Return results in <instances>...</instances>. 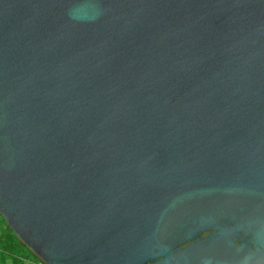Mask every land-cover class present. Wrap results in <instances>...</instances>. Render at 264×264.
<instances>
[{"label":"water","instance_id":"water-1","mask_svg":"<svg viewBox=\"0 0 264 264\" xmlns=\"http://www.w3.org/2000/svg\"><path fill=\"white\" fill-rule=\"evenodd\" d=\"M0 215L43 264H264V0H0Z\"/></svg>","mask_w":264,"mask_h":264},{"label":"trees","instance_id":"trees-1","mask_svg":"<svg viewBox=\"0 0 264 264\" xmlns=\"http://www.w3.org/2000/svg\"><path fill=\"white\" fill-rule=\"evenodd\" d=\"M43 264L24 247L0 215V264Z\"/></svg>","mask_w":264,"mask_h":264},{"label":"rangeland","instance_id":"rangeland-1","mask_svg":"<svg viewBox=\"0 0 264 264\" xmlns=\"http://www.w3.org/2000/svg\"><path fill=\"white\" fill-rule=\"evenodd\" d=\"M25 264H29V263H25Z\"/></svg>","mask_w":264,"mask_h":264}]
</instances>
